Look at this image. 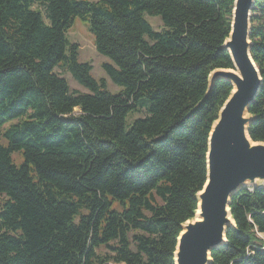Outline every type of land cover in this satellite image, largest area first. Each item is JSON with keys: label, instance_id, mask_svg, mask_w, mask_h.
Wrapping results in <instances>:
<instances>
[{"label": "trees", "instance_id": "obj_1", "mask_svg": "<svg viewBox=\"0 0 264 264\" xmlns=\"http://www.w3.org/2000/svg\"><path fill=\"white\" fill-rule=\"evenodd\" d=\"M233 3L0 0V264H175L206 180L208 135L232 88L219 79L208 91L211 71L232 68L223 43ZM77 15L112 61L102 68L117 93L77 60L66 38ZM250 24L262 83L248 134L264 141V0ZM141 110L126 129L128 113ZM229 207L235 227L210 264H264V189L238 190Z\"/></svg>", "mask_w": 264, "mask_h": 264}, {"label": "water", "instance_id": "obj_2", "mask_svg": "<svg viewBox=\"0 0 264 264\" xmlns=\"http://www.w3.org/2000/svg\"><path fill=\"white\" fill-rule=\"evenodd\" d=\"M254 1L234 0L230 31L223 43L232 68H216L208 76V91L219 79L232 88L208 135L206 180L196 194L194 216L181 225L175 264H210L211 250L227 241L228 227H235L231 196L244 187L264 189V141H254L248 134L253 120L248 109L262 83L250 54Z\"/></svg>", "mask_w": 264, "mask_h": 264}, {"label": "rangeland", "instance_id": "obj_3", "mask_svg": "<svg viewBox=\"0 0 264 264\" xmlns=\"http://www.w3.org/2000/svg\"><path fill=\"white\" fill-rule=\"evenodd\" d=\"M88 1H93V0H88ZM146 18L155 30L159 31L163 29L161 19L158 16L146 15ZM66 38L68 39L69 42L77 44L78 49H79L77 60L79 62L90 63L92 65L91 73L93 77L95 79L104 78L106 80V89L112 94L117 93L121 89V87L114 84L111 81V79L108 77L104 69L102 68L103 63L112 64V61L108 57L98 53L95 50V47L93 44V36L89 30L87 15L85 16L77 15L75 17V20L72 26L66 32ZM56 72L67 80L72 90L87 92V90L83 86L79 85L73 79V77L70 75L68 71L64 69L56 68ZM143 115H145L144 110H141L140 112L128 113L125 119V128L128 129L134 119L138 117H142ZM12 157L16 164H20L23 160L19 152H13ZM4 199H5V196L0 194V204L2 203ZM257 235L259 237H262V234L258 233Z\"/></svg>", "mask_w": 264, "mask_h": 264}]
</instances>
